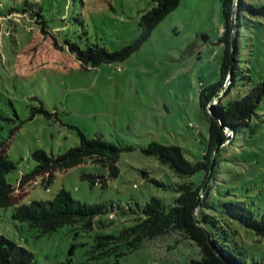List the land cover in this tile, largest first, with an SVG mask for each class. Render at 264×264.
<instances>
[{"label":"rangeland","instance_id":"1","mask_svg":"<svg viewBox=\"0 0 264 264\" xmlns=\"http://www.w3.org/2000/svg\"><path fill=\"white\" fill-rule=\"evenodd\" d=\"M155 5V0H0V141L17 165L6 176L17 188L15 205L51 200L61 189L88 204L125 206L152 197L173 203L185 178L142 148L157 141L180 146L189 160H203L210 123L199 95L220 78L222 0H181L122 62L83 66L65 45L70 40L82 48L120 49L138 38L141 15ZM252 19L241 29L240 55L256 84L264 77V18ZM244 86L240 77L223 102ZM76 128L124 148L118 176L91 160L33 174L38 162L32 152L58 155L77 146ZM215 175L209 198L214 213L224 201L264 210V101L252 127L221 149ZM202 176L198 172L191 179ZM12 209L0 210V234L28 248L41 264H197L201 258L195 242L176 232L123 255L119 250L102 254L97 236L117 233L126 219L117 216L112 224L90 230L64 225L41 234L13 220ZM229 222L236 233L230 246L243 251L248 262L264 261V238Z\"/></svg>","mask_w":264,"mask_h":264},{"label":"trees","instance_id":"2","mask_svg":"<svg viewBox=\"0 0 264 264\" xmlns=\"http://www.w3.org/2000/svg\"><path fill=\"white\" fill-rule=\"evenodd\" d=\"M155 1L156 5L141 15L140 34L131 44L117 50H109L100 44L82 48L70 40H67L65 45L83 66L97 67L104 63L125 61L181 2V0ZM234 3L235 0H222L224 30L219 40L223 44L220 78L216 83L204 86L199 95L200 106L207 113L210 123L203 160H189L180 146L165 145L157 141L142 148L144 153L156 156L160 162L169 165L179 177L185 178L184 182L177 184L178 194L173 203L167 204L161 198L152 197L149 201L136 200L125 206L115 203L88 204L74 199L69 191L61 189L51 200H35L30 204L15 205L12 197L17 188L8 182L6 176L15 170L17 165L8 157L4 143L0 141V210L13 207L11 210L13 220L27 222L41 234L55 232L64 225H78L84 230H90L97 225L104 227L112 224L117 216L126 219L128 224L117 233L97 236L96 248L101 250L102 254L119 250V255H123L138 249L147 241L176 232L184 239L192 240L199 247L201 258L194 260L197 264H264L261 260L246 261L243 251L230 246L236 233L229 225L230 220L238 221L264 238V210H256L243 201H224L221 203V211H217L218 214L214 213L216 207L209 198L212 181L216 176L218 158L212 180L198 209L200 220L213 235L216 249L210 244L206 230L198 225L195 218L199 194L210 174L215 150L219 144L227 140V134L220 122L229 127L232 134L231 140L223 146L225 147L233 141L238 132L252 127L253 118L264 101V77L256 84H252L251 69L241 66L243 56L240 55L241 29L243 25L251 26L250 24L255 22L252 17L264 18V4L257 6L247 0H239L236 10L237 32L233 40ZM230 73L231 82L228 89L215 104H211L226 84ZM240 77L244 79L246 89L238 93L236 98L224 103V97L238 86ZM76 129L80 136V143L77 146L58 155L49 154L43 149L32 152V157L38 162L33 174L50 169L66 170L91 160L108 168L111 176H118L120 172L118 163L124 148L104 137H90L80 128ZM198 172H203V176L195 182L191 177ZM106 215L108 219L104 218ZM224 224H228V228L223 226ZM0 264L41 263L28 248L7 235L0 234Z\"/></svg>","mask_w":264,"mask_h":264},{"label":"water","instance_id":"3","mask_svg":"<svg viewBox=\"0 0 264 264\" xmlns=\"http://www.w3.org/2000/svg\"><path fill=\"white\" fill-rule=\"evenodd\" d=\"M238 2L239 0H235V3H234V12H233V18H232V28H233V40L235 39L236 37V32H237V26H236V10H237V5H238ZM230 82H231V73H230V76L226 82V84L221 88V90L219 91V93L217 94V96L215 97V99L212 101L211 104H215L219 99L220 97L224 94V92L228 89L229 85H230ZM211 112V114H213V111L212 109L209 110ZM221 123V126H222V129L225 131V133L227 134V140L221 144L218 145V147L216 148L215 150V153H214V157H213V162H212V166H211V170H210V174L206 180V182L204 183L202 189H201V192L199 194V199H198V203H197V208H196V211H195V218H196V221L198 223V225L202 226L207 234H208V238H209V242L210 244L213 246V248L216 249L215 245H214V241H213V235L211 233L210 230H208L204 224L202 223V221L200 220L199 218V215H198V209L199 207L201 206V202H202V199H203V196L204 194L206 193L207 189H208V186L212 180V177H213V174H214V171H215V166H216V161H217V158H218V155L220 153V150L221 148L226 145L232 138V134H231V130L229 127H227L226 125H224L222 122Z\"/></svg>","mask_w":264,"mask_h":264}]
</instances>
